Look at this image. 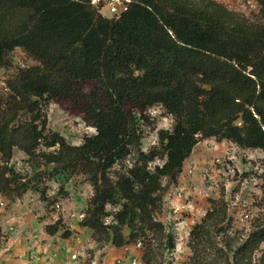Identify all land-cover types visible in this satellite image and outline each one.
I'll return each mask as SVG.
<instances>
[{
	"label": "trees",
	"instance_id": "1",
	"mask_svg": "<svg viewBox=\"0 0 264 264\" xmlns=\"http://www.w3.org/2000/svg\"><path fill=\"white\" fill-rule=\"evenodd\" d=\"M256 2L246 13L219 0H130L109 17L92 0H0V69H15L0 94V197L37 191L54 211L80 176L91 185L80 225L98 248L141 243L142 264H174L178 234L158 215L197 144L264 153V0ZM18 48L35 63L16 66ZM53 102L95 132L70 142L49 126ZM155 106L173 124L145 149ZM262 177V217L248 232L236 227L231 199L210 196L180 264H264ZM45 228L72 234L61 215Z\"/></svg>",
	"mask_w": 264,
	"mask_h": 264
},
{
	"label": "rangeland",
	"instance_id": "2",
	"mask_svg": "<svg viewBox=\"0 0 264 264\" xmlns=\"http://www.w3.org/2000/svg\"><path fill=\"white\" fill-rule=\"evenodd\" d=\"M255 2L256 0H250V2L246 0V5H248V7H240L241 10L236 9L237 7L235 6L230 7L232 9L250 13L251 11H256L258 9L257 6H254ZM102 12L106 16H114L110 12L108 6H105L102 9ZM14 61L16 66H25L28 64L32 65L35 63V61L26 55L25 52L20 48L16 49L14 52ZM14 71L15 69H0V94L5 91V81L9 75L14 73ZM150 111L153 114H150ZM150 111V121L156 124V128L154 131L147 132L144 135L143 147L145 149H148L157 141V129L170 128L173 124L171 117L163 112L160 106H155L151 108ZM48 117L49 126L54 130L60 131L70 142L74 144L81 143L82 137H84V135L95 132V128L88 125L84 121L81 114L74 113L65 104H59L57 102L51 103L48 106ZM203 146L206 148L205 153L202 151L203 149H199L202 147V145H198L199 148H197L195 151V154L198 155L197 158L190 159L188 161L189 164H187L186 168L184 169L188 170L193 168L194 173L195 171L200 170L199 174L201 176L199 175V178L195 179V175H193L191 180L189 177H182V179H185L188 183H194L193 185L197 187L196 194L192 196L193 191L192 193L187 192V195L181 198L183 203L188 202V206L183 211L172 213L171 205L165 203L158 215V217L163 219L166 224L170 228H173L178 234L176 249L173 254L169 255L174 264H180L187 257V254L189 253L187 240L191 222L199 220L205 214L206 210L209 208L208 199L210 196L219 197L220 195H224L225 198L231 199V203H233V208L231 211L234 215L235 223L237 224L236 227L245 234L250 229L252 222L254 223L256 218L262 217L259 212L258 205L261 201L263 181L262 175L264 174V163H262V158L264 157V153L262 154V152L255 150L245 151L240 148L237 149L235 145H231L230 143L218 145L216 141H209ZM214 146H218V148H212ZM17 151H15V159H19ZM201 156L204 157L202 158ZM217 159H220L221 165L219 162H217ZM201 160H204L203 163L205 164L203 169H199V166L195 168L193 165L199 164ZM19 162H21L20 159ZM248 163H251V169H253L254 174L250 178L247 177L246 179H242L240 173L249 170L248 167L250 165ZM204 174L209 176L211 182H207V180L204 179ZM70 182L74 184L73 189L75 192H77V195H79V197L84 200L86 199L87 201L90 195L91 185L83 180L80 176L75 177ZM212 183L215 184L213 185ZM49 184L50 195H56L58 182L52 180L49 182ZM236 184H240V186L234 195L232 194L231 189ZM209 186H213L216 189L208 190L207 188ZM171 190L173 189H170L169 192L172 194ZM36 197H40L41 199V196ZM54 208L56 215L59 212V215L64 218V215L61 211L62 207L60 201L55 205ZM70 217L71 216H68V219H70ZM13 226L15 227V225ZM137 264H142V260H139Z\"/></svg>",
	"mask_w": 264,
	"mask_h": 264
},
{
	"label": "crops",
	"instance_id": "3",
	"mask_svg": "<svg viewBox=\"0 0 264 264\" xmlns=\"http://www.w3.org/2000/svg\"><path fill=\"white\" fill-rule=\"evenodd\" d=\"M219 1L232 7L235 6L236 9L248 7L246 0ZM209 141L215 142L216 140L211 138L201 140L186 160L184 169L190 159L197 158L198 155L195 154V151L199 148L198 145H202L199 149H203L202 151L205 153L206 145L205 147L203 145ZM216 143L221 145L230 142L222 140L216 141ZM212 148L216 149L218 146ZM17 153L19 159L23 157L20 150ZM203 161L201 160L199 164L193 166L203 169L205 165ZM199 172L200 170L195 171V179L199 178ZM188 184L181 177L177 185L171 187L172 194L170 192L166 194L165 203L171 205L172 213H175L173 208L177 205L183 207L181 211L188 206V202L183 203L182 199L175 195L174 190L179 186L186 187ZM73 185L70 181L66 183L69 194L60 199L65 224L72 231L68 237L62 236V229L56 234L47 232L45 227L48 223L55 221L56 213L49 211L45 201L36 197L40 196L39 192L29 191L14 203H9L6 197H0V264H137L139 260H142L140 246L115 247L109 244L104 248H98L92 230L82 227L81 220L76 217L68 219L71 213L79 214L84 211L88 201L77 195ZM195 194L193 193L192 196ZM11 225H15V230L9 233ZM73 255H76V258ZM132 258H136L137 262L132 263Z\"/></svg>",
	"mask_w": 264,
	"mask_h": 264
},
{
	"label": "built area",
	"instance_id": "4",
	"mask_svg": "<svg viewBox=\"0 0 264 264\" xmlns=\"http://www.w3.org/2000/svg\"><path fill=\"white\" fill-rule=\"evenodd\" d=\"M92 2L99 6L101 9H103L105 6H108L109 9H110V12L114 15V16H118L121 14L122 11H124L127 6H128V3L130 2V0H92ZM254 6H257L256 3H254ZM151 114H153L151 111H150ZM251 159V158H250ZM249 159V160H250ZM217 162L220 163L221 165V161L220 159H217ZM19 167L22 165V162H19ZM250 166L248 167V169H251V163H248ZM193 167V166H192ZM194 175V170L193 168H190L188 170H184L183 172V177H189L190 180L192 179V176ZM204 179L207 180V182H211V180L209 179V176L207 174H204ZM192 182V181H191ZM213 185L215 183H212ZM208 190H214L215 187L213 186H209L207 188ZM196 193L197 192V187L195 185H193L192 183H189L188 186L184 187V186H180V187H177L175 189V195L179 198H183L185 197L187 194V192H191L192 193ZM192 193V194H193ZM262 194H263V190H261V197H262ZM183 207L182 206H175L173 208V211L175 213H178L181 211ZM71 218H74V217H77L79 218L80 220L83 219L86 214H85V211H81L79 214H76V213H71L70 214ZM59 217V212L57 215L54 216V219L55 221L58 219ZM15 230V227L13 225L10 226V231H14ZM141 245V243H139V246ZM74 258H76V255H73ZM132 263H136L137 262V259L136 258H132Z\"/></svg>",
	"mask_w": 264,
	"mask_h": 264
},
{
	"label": "clouds",
	"instance_id": "5",
	"mask_svg": "<svg viewBox=\"0 0 264 264\" xmlns=\"http://www.w3.org/2000/svg\"><path fill=\"white\" fill-rule=\"evenodd\" d=\"M256 3V5L258 4L257 2H255ZM102 10V9H101ZM185 167V166H184ZM85 211V210H84ZM138 246H139V244H137ZM140 247H141V245H140Z\"/></svg>",
	"mask_w": 264,
	"mask_h": 264
}]
</instances>
